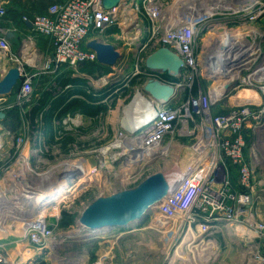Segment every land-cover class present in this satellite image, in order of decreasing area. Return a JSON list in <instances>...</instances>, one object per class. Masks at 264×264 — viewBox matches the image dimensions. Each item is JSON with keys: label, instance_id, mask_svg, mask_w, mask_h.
<instances>
[{"label": "built area", "instance_id": "built-area-1", "mask_svg": "<svg viewBox=\"0 0 264 264\" xmlns=\"http://www.w3.org/2000/svg\"><path fill=\"white\" fill-rule=\"evenodd\" d=\"M242 1L187 0L189 5L185 6L186 0L172 4L163 0H143L142 4L138 3L135 8L136 16L141 11L146 14L152 36H160L157 40L158 48L168 47L177 53L184 66L179 76L170 80L165 79L167 72L151 71L146 67L147 72L155 76L156 80L173 87L174 94L158 98L159 101L147 95L152 101L150 106L158 104L152 120L148 124L133 128L132 131H126L121 125L115 140L102 150L104 161L101 160L91 174H101V177H104L103 184L108 187L119 184L123 189L134 188L148 177L144 174L145 166L156 159H165L172 149H177L180 155H177L175 160L179 167H173L171 172L166 173L169 187L172 183L174 186L169 188L167 196L157 210V215L164 218L165 222L164 247L167 254L162 264L213 262L220 253V246L214 235L223 231L230 235L236 234L239 237L237 240L242 244L251 242L252 249L248 255H255V251L260 250L259 242L264 237V222L258 218L256 207V199L264 189V179L256 176L260 159L257 157L255 145V139L264 141V66L250 73L235 70L230 78L213 81L207 90L198 86L197 93H193L199 72H204L206 67L217 66L222 56L228 52L229 48L225 43H235L229 40L237 38L242 32L250 44L256 43V36H264V31L260 32L255 26H247L245 31H238L236 34L220 27L222 33L218 37H222L224 33L238 36H230L232 38L224 40L225 42L220 39L218 46L223 47L217 53L211 51L214 54L206 53L202 56L198 52L199 37L210 35V30L218 26L216 21L221 23L243 19L255 23L263 18L264 0H255L246 11L240 10ZM226 3L228 7L224 6ZM122 6L123 3L113 9H106L104 0H63L52 4L46 14L22 16V22L30 23L34 34L49 38L53 46V51L46 54L41 62L33 52H27L26 55L31 60L36 58V63H29L24 56L13 54L7 32L3 31L0 34V81L10 69L3 65V58H10L11 63L22 59V64L17 67L21 79L15 89L16 100L12 104L13 107L17 105L23 110L31 108L34 103L35 83L41 76L55 79L61 76L66 68L77 71L82 65L97 64L96 53L86 46L95 40L98 34L105 33L118 23L123 15ZM6 15V8L0 6V18ZM137 18L131 14L130 22H137L134 27L138 28ZM31 41L32 36H28L24 43ZM258 51L264 49L258 48ZM245 57L241 56L239 61L244 59L243 62L249 64L255 58ZM203 79L206 80L205 76ZM221 86L229 89L218 94L217 89ZM241 89L255 90L258 93L253 94L255 96L247 99V102L233 105L221 113L215 112L216 107L224 103L214 104L217 98L229 96L233 91ZM1 100L8 99L0 98ZM4 109L0 106V111L5 112ZM145 109L146 107H142L139 113L146 111ZM71 119L74 123L78 121V117ZM3 124V121H0V163L6 161L9 154L4 152V138L7 135L3 132ZM11 136L14 138L13 148L16 149L18 157L16 170L10 175L6 174L3 180L0 179V224L5 222L7 217L19 221L23 229L20 226L19 234L15 235L17 240L27 243L35 250L36 258L45 260L44 253L51 252L54 243L62 236L55 233L48 218L55 217L59 221L64 208L72 207L78 194L89 188L93 179L94 182H99V176L95 178L89 174L87 177L91 178L90 181L80 182L84 176L81 173L85 170L80 167L79 159L76 163L73 160L71 163H64L65 170L62 173L47 171L39 174L41 177H47L43 180L48 183L46 187L50 189H55L60 182L66 180L69 185L63 194L47 206L32 208L30 204L34 202L26 199L31 191L37 189H33L35 184L29 182L28 176L34 172V159L39 154L42 158L50 148H37V140L26 130ZM39 139L42 138L38 136V145L41 144ZM55 149L58 151V146ZM189 151V158L185 164H181ZM172 155H175V152ZM58 176L59 178L55 179ZM4 182L11 185L10 200L7 198L10 196L3 190ZM22 199L26 201L23 202ZM89 204L90 202H87L83 208ZM14 210L17 212H13ZM29 216L34 218L30 221L24 219ZM234 221L245 225L248 232L240 235L223 230L225 225ZM75 228L74 232L67 235L85 236L89 242L108 238L118 240L124 233L114 234L113 230L89 233V230L77 227V220ZM126 230L134 231L129 228ZM245 237L250 242H246ZM207 239L212 241V245H204ZM111 249L104 254H96L92 262H86L87 257L83 255L69 264H116L113 262ZM206 251L212 252L211 255L205 256ZM256 256L255 263L263 264L264 256L260 253ZM7 263V258L0 252V264ZM11 264L15 262L11 260Z\"/></svg>", "mask_w": 264, "mask_h": 264}, {"label": "rangeland", "instance_id": "rangeland-1", "mask_svg": "<svg viewBox=\"0 0 264 264\" xmlns=\"http://www.w3.org/2000/svg\"><path fill=\"white\" fill-rule=\"evenodd\" d=\"M163 1L172 4L179 0ZM142 2L143 0H125L121 9L123 15H121L118 23L105 33L98 34L95 38V40H99L105 44L113 45L123 55L120 64L116 65L115 68H100L85 64L80 66L77 71L66 68L63 74L55 79L41 76L35 83L34 103L30 109L23 110L17 105L13 107L12 104L16 100V91H14L8 100L0 101V106L5 108V112L12 114L10 120L5 119V122H3V132L5 131L7 135L4 138L5 151H3L9 152V154L6 161L0 163V179L2 178L3 180L6 174L10 175L16 170L15 163L18 156L15 153L16 149L13 148L15 143L11 135L22 133L25 130L31 132V137L37 140V148L38 146L50 148L49 152L44 154L42 158H40L39 154L34 159V172H31L28 176L29 182L39 183L38 181H43V184H45L44 180L47 177L45 175L41 177L39 174L47 171H52L55 174L62 173L65 170L63 164H68L67 162L71 163V160L76 163L79 159L80 167L91 172H93V168L101 160L104 161L102 150L115 140L121 126V121L124 118L125 109L133 105L135 100H138L136 98L138 94H141L147 101H150L144 92V87L150 79L156 78L147 72L145 63L147 58L158 49L159 44L157 40L160 39V36H152V33L149 32L150 22L145 13L141 11L136 16L135 8L138 3L142 4ZM249 2L250 0H243L241 7ZM12 14L23 16L24 14L31 15L35 13H31L29 9L24 7L23 0H11ZM131 14L134 15L135 19L138 17V28L136 26L129 29L133 23L130 22ZM215 24L218 25L216 29L220 33H210L208 36H201L197 41L198 52L202 56L206 55V53H213L209 47L211 48L216 40L219 41L221 38L229 39L230 36H238L224 33L220 38L218 37L222 33L219 29L220 27L229 32L232 30L235 34L238 31H245L244 29L247 26H255L260 29V32H263L264 16L255 23H249V21L241 19L221 23H217L216 21ZM0 26H4L3 20H0ZM242 33L239 36H244ZM256 37L255 42L259 44L258 48L264 49V36L261 38L260 35ZM241 40L244 41L245 39L237 37L235 43L237 44ZM19 59L11 63L10 58H3L2 63L8 68L18 67L22 64V59ZM24 59H29V57H24ZM28 61L29 63H36V58L29 59ZM199 74V77L195 80V88L199 86L202 90H207L213 82L203 79L205 76L204 72H199ZM246 93L257 95L258 92L245 89H241V91L235 90L229 94L223 104L216 107L215 112H224L226 109L241 102ZM75 117H78V121L74 123L71 118ZM7 132H10V134ZM38 136L42 138L39 139L41 140V144L39 145ZM255 145L257 157L260 159V163L256 169V176L259 179H264V141L261 140L259 142L255 139ZM57 146L58 151L55 149ZM176 150L172 149L165 159H156L155 162L145 166L143 169L144 174L149 176L157 172L167 173L169 166L166 164V161H174L177 155H180ZM173 152H175V155H172ZM189 154L190 151L187 152L185 158L183 157V164L189 158ZM91 176L96 178L99 175L92 173ZM97 178L99 182H94L93 179L91 186L78 194L74 205L69 209L64 208L62 211L61 215L69 213L72 216L74 223L71 227L61 228L59 226L61 219L57 221L55 217L48 218V222L53 226L56 234L64 236L75 231L76 220L82 214L83 207L87 202L92 203L101 196H110L117 191L125 190L119 184H112L109 187L105 186L103 184L104 177H101V174ZM3 190L11 197V185L9 183H3ZM12 194H15V192H12ZM159 206L154 208L158 209ZM256 207L258 218L264 222V189H262L259 197L256 199ZM18 222L16 219L7 217V220L0 224V232L4 233L0 234V236L9 237L8 234L11 232V240H16L15 242L20 244L23 243L15 237L20 231L21 224ZM164 223V218L157 215V211H154L149 214L140 226L137 223H132V226L128 227L130 230L136 228L132 232L126 230L128 229L126 227L125 229H112L114 234L124 232L118 240L108 238L102 241L95 239L83 244L80 242L73 244L66 243L62 248V254L69 251L74 253L79 250L80 256L85 255L87 257L86 262H92L96 254H104L112 248L113 262L116 264H162L167 254V250H165L166 241L164 236L166 233L163 226ZM5 226H11V231H3ZM214 237L220 246L218 250L220 253H218L219 255L213 262H207L206 264H258L254 261L257 258L256 255L260 253L264 256V237L260 240V250L255 251V255L254 253L252 255L247 254L252 249V244L246 237V242H250V244H242L237 240L239 237L236 234L230 235L224 231L214 235ZM207 243H209L208 245H212V241L209 239H207ZM22 247L24 246L19 245L18 249L21 250ZM27 247V249H31L29 248L30 246ZM0 252L3 253L4 251ZM30 253L31 251L23 254V256L20 255L18 258L11 257V260L15 264H28L30 260L36 258L35 255L34 257L30 256ZM3 254L5 257L7 256L5 252ZM46 254L44 253L47 264H69L72 262L66 261L68 258L66 260L62 259L64 255L63 257L60 256L61 254L56 253L54 249ZM210 255V252L207 255L205 254V256ZM29 256L30 258L28 259ZM7 260L10 259L8 258ZM60 260L64 261L59 263ZM202 264L205 263L203 262Z\"/></svg>", "mask_w": 264, "mask_h": 264}, {"label": "water", "instance_id": "water-1", "mask_svg": "<svg viewBox=\"0 0 264 264\" xmlns=\"http://www.w3.org/2000/svg\"><path fill=\"white\" fill-rule=\"evenodd\" d=\"M124 2L125 0H104V7L106 9H113ZM136 24L137 22L132 23L129 29H132ZM7 37L10 38L11 33H8ZM224 45L229 49L222 56L219 64L212 68L206 67L204 71L207 81L225 80L230 78L235 70H239L240 73H250L264 66V51H258L257 42L244 45L225 43ZM86 47L96 53L98 64L101 66L114 67L120 64L123 59V55L113 45L105 44L99 40L90 41ZM241 56L255 58L251 63L246 64L243 62L244 59L241 62L239 61ZM145 65L151 71L167 72L168 75L165 76V79L170 80L179 76L184 62L177 53L168 47H161L147 58ZM20 79L19 69L16 66L10 68L0 81V98H10ZM144 92L149 96L156 97L157 93L160 92L173 95L175 90L160 80L152 79L145 85ZM227 97L225 95L224 97L217 98L214 104L225 102ZM127 112H130V106L125 109L124 113ZM5 118L6 113L0 111V121H4ZM121 125L126 131H132L133 129L124 123V119L121 121ZM38 188L34 186L33 189ZM168 192L169 178L167 174L164 172L154 173L134 188L95 199L83 210L77 219V227L88 230L107 228L106 231H110L117 228L124 229L132 222L140 226L150 213L158 210L154 206L162 202ZM33 218L34 216H29L24 219L30 221ZM75 242H80L81 244L88 243L89 239L78 234L64 235L54 243L53 249L56 253L61 254L60 256L63 257L64 255L62 259L66 260L68 258L66 261H73L80 257L79 250L74 253L69 251L62 254V248L66 243L73 244ZM63 261L60 260L59 263Z\"/></svg>", "mask_w": 264, "mask_h": 264}, {"label": "crops", "instance_id": "crops-1", "mask_svg": "<svg viewBox=\"0 0 264 264\" xmlns=\"http://www.w3.org/2000/svg\"><path fill=\"white\" fill-rule=\"evenodd\" d=\"M61 1L63 0H23L24 7L29 9L31 13H35L31 15L29 14H24V15H28L32 17L38 14H46L48 12V8L52 4L58 3ZM0 6H4L7 10V15L4 18H0V20H3V24H4V26H0V34H2L3 31L5 30L7 34L11 33V37L10 38L7 37V38L9 39V42L11 45V52L13 54L19 57L21 55L24 57H28L26 53L33 52V54L37 56V59L39 60V62H41L45 58L44 56L46 54H49L53 51V46L49 38L34 34L32 32V25L30 23L22 22V15H19V16H15L13 14L11 15V0H0ZM28 36H32V41L27 44V43H24V41L28 38ZM250 97H252L251 93H246L242 101L237 104L247 102L246 100L249 99ZM0 234H4V233L0 232ZM8 235L9 237L0 236V251L2 252L4 251L7 255L6 258L10 259L8 260L7 264H11V257L18 258L20 255L23 256V254L29 251H31L30 256L34 257V255L36 254L35 250H33L32 248L27 249L28 248L27 243L25 242L21 244L17 243L15 242L16 240L15 241L11 240V233ZM206 243L207 242H205L204 244L205 246L209 244V243L207 244ZM19 245H22L24 247H22V249L19 250L18 249ZM11 247L14 248L12 253H11V250H12ZM207 253L208 251L205 252L206 255ZM211 253L212 252H210V254Z\"/></svg>", "mask_w": 264, "mask_h": 264}, {"label": "bare ground", "instance_id": "bare-ground-1", "mask_svg": "<svg viewBox=\"0 0 264 264\" xmlns=\"http://www.w3.org/2000/svg\"><path fill=\"white\" fill-rule=\"evenodd\" d=\"M180 1V0H179ZM185 1V0H184ZM255 0H250V2L242 7H240V10L241 11H246L249 9V7L251 6V4L254 2ZM185 6L186 5H189V3L185 2ZM225 7H228V3L224 4ZM178 8V7H177ZM131 20V19H130ZM211 33H214V34H217L218 32V29H216V27L212 28L210 30ZM138 33V31H137ZM238 37H241V38H244L245 40L244 41H239L237 42V44H250L249 41L246 40L245 36H238ZM232 38V37H230ZM229 38V39H230ZM229 39H223L221 38V40H223V42H225L224 40L228 41ZM240 39V38H239ZM219 40V39H218ZM229 41L231 42H235L236 41V38L235 39H230ZM236 44V43H235ZM219 45V42L216 40V42L214 43V45L212 44L211 48L209 47V49H211V51L217 53L218 50H220L223 46H218ZM214 54V53H213ZM224 54V52H223ZM217 57V55H216ZM217 64V61L216 63ZM229 82V81H228ZM226 84H229V83H226ZM229 88H225L224 89V86H221V88L219 87L217 89L218 91V94L222 93L223 90L227 91ZM143 93V92H142ZM168 94H166L165 92H160V93H157V96L156 97H153V98H157V100L155 101H159L158 98H163V97H166ZM249 96V95H248ZM252 97H254L253 95H251ZM138 100H135L134 101V104L132 105V108H130V112H127V113H124V123H126V125L128 126H131L132 128H137L139 126H143L145 124H148L150 122V120H152L153 116H154V109H156V106L158 104H156L155 106H150L151 105V99L150 101H147L145 97H143L141 94L139 95L138 94V97H136ZM246 98V97H245ZM150 102V103H149ZM150 108H149V107ZM142 107H146V111L142 112V113H139L140 109H142ZM138 110V112H137ZM122 119V120H123ZM183 161H181V164H182ZM177 163V160H174V161H166V164L169 166V170L168 172L172 171V168L175 167L177 168L178 165H176ZM179 167V166H178ZM41 170V169H40ZM85 170V169H83ZM81 174H83L84 176L80 179V182H84L86 180H91L90 177H87V175L91 174V171H83ZM59 178L56 177L55 179ZM89 178V179H88ZM32 180V179H31ZM39 180V179H38ZM37 181V180H35ZM53 182V180H51ZM39 183H33L35 184V186L39 187L37 190H33L31 191V194H29V196L27 197L26 200H31L32 204H30V207L32 208H39V207H43L44 205L47 206L48 203L52 202L55 200V198H57L59 195L63 194V192L68 189V185H69V182L64 181V182H60L57 187H55V189H50L48 187H46L48 185V183H45L43 184V182H40L38 181ZM50 182V181H49ZM172 183V182H171ZM51 184V183H50ZM44 186V187H43ZM173 183L172 185H170L169 188L173 187ZM171 191V190H170ZM24 195V194H23ZM9 200L11 199V197H7ZM25 199H22V201H26ZM11 203V202H10ZM9 203L10 207H11V204ZM21 203V202H19ZM14 204V203H13ZM16 204H18V202H16ZM160 203H157L154 207L160 205ZM15 205V204H14ZM15 207H17V205H15ZM11 212V211H10ZM13 212H17L16 210H14ZM133 223V222H132ZM132 223H130L129 225L126 226V228L132 226ZM11 226H5L4 230L3 231H11L10 230ZM21 228L23 229V225H21ZM225 229L226 231H231V232H235L237 234H246L248 232L247 228L245 225H243L241 222L239 221H234L230 224H227L225 225V227L223 228ZM88 230V229H87ZM107 228H102V229H92V230H89V233H98V232H102V231H106ZM11 233V232H10ZM63 236V235H62ZM30 257H28L29 259ZM26 259V258H25ZM27 259V260H28ZM24 261V260H23ZM22 261V262H23Z\"/></svg>", "mask_w": 264, "mask_h": 264}, {"label": "trees", "instance_id": "trees-1", "mask_svg": "<svg viewBox=\"0 0 264 264\" xmlns=\"http://www.w3.org/2000/svg\"><path fill=\"white\" fill-rule=\"evenodd\" d=\"M95 66V67H100V68H107L105 66H101L99 65L98 63L97 64H92V66ZM109 68V67H108ZM194 93L196 94L197 93V88L194 89ZM11 98V97H10ZM12 118V114H9V113H6V120H10ZM5 122V120L3 121ZM74 221L72 219V216L69 214V213H64L62 215V218H61V221H60V224L59 226L61 228H69L73 225ZM28 264H47L45 260L41 259V257H37L35 259H32L28 262Z\"/></svg>", "mask_w": 264, "mask_h": 264}]
</instances>
